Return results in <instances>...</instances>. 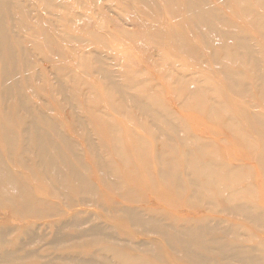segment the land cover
Masks as SVG:
<instances>
[{"label":"bare ground","instance_id":"obj_1","mask_svg":"<svg viewBox=\"0 0 264 264\" xmlns=\"http://www.w3.org/2000/svg\"><path fill=\"white\" fill-rule=\"evenodd\" d=\"M35 1L38 6L44 5L48 12L52 9L59 10L65 4L62 0ZM140 1L157 15L175 13L199 36L197 39L193 33L167 34L154 27L153 34L158 40L168 36L179 48L192 54L193 50L185 41L202 40L207 45L215 66L224 75L228 88L235 92H248L249 84L246 80L249 72L253 86L257 90H264V60L257 59L260 49L211 0H163L165 5L159 0ZM219 1L227 4L228 0ZM75 2L77 7H85L82 0ZM257 2L264 6V0ZM29 3L28 0H0V202H3L1 205L11 204L16 207L18 213L15 219L26 223L24 228L14 224L0 225V264H264V237L259 238L256 244H251L254 235L245 234L239 227L221 219L208 215L179 217L174 213H165V209L138 207L137 197L142 196L136 193L139 179L130 177L127 181L128 178H122L118 162L110 155L112 145L116 152H121L123 170L132 166L122 136L116 135L118 131L122 132V128L108 119L109 113L105 109L88 106L90 113L86 116L77 106L70 104L75 116L73 131L82 137V141L77 142L62 129L60 119L48 114L28 97L24 82L29 84L34 80L38 81L40 74L36 70L33 74L29 73L34 66V51L30 46L33 42L21 31L35 29L50 42L62 40V14L58 11L49 13L48 20L41 12L32 13ZM240 7L248 15V20L264 35V15L254 8L250 0H240ZM71 38L80 42L88 40L81 34ZM96 38L101 43L105 41L102 34H97ZM216 40L221 41L220 49L211 46L210 42ZM225 40H233L234 46L224 43ZM198 52L199 57L204 56L200 50ZM90 53L89 56L82 57L84 63L85 59L88 60L91 69L105 80L107 92L115 94L120 104H125L129 113L122 111L121 114L138 115L144 129L154 135L158 142L164 140V145L158 146L156 156L161 182L173 185L178 194V189H188L183 185L188 183L189 191L185 194V199L189 204H201L202 207L206 206L219 213L242 216L257 228H264V209L243 200L240 187L229 185L232 189H228V184H225L226 180L237 184L244 178L238 179L234 166L212 160V154L206 153L205 142L199 136L191 134L183 122L178 120L176 106L172 103L167 105L155 92L150 94L151 86L136 80L133 75H130L127 82L118 79V71L111 68L107 61L108 54L98 50H91ZM58 72L59 74H53L49 90H58L64 93L67 100L72 101V94L67 92L68 84L62 81V67ZM177 77L178 81L187 78ZM71 78L76 88L80 87L75 76L72 75ZM135 88L140 91L132 92ZM59 102L62 104V100ZM91 117L97 120L95 127L90 125ZM255 117L259 125L264 127L263 116L258 113ZM101 131L109 139L103 138ZM256 132L263 134L260 130ZM137 141L145 142L140 137H137ZM1 144L5 153L2 152ZM16 150L19 152L16 153ZM262 153L264 159V144ZM12 164L24 168L28 175L18 172ZM190 165L195 172L187 177V167ZM90 166L97 172L96 178L91 177ZM22 176L30 178L28 185L41 180L59 201H47L45 196L36 193L37 190L34 193ZM103 185L130 200V203L116 201L111 207L104 206V196L100 194L105 188ZM252 186L249 183V188ZM217 198H221L223 203L219 204ZM60 201L70 211L62 208ZM149 201L152 205L163 206L152 196ZM94 203L110 207L111 209H105L110 214L127 220L142 234L157 236L164 242L158 243L151 237L144 240H135L129 235L120 237L113 225L88 214L83 208L85 206L75 209ZM49 209L54 212L50 213ZM44 214L57 218L46 222L31 219H40ZM65 215L68 216L62 218ZM66 228L75 229L78 240L90 238L93 242L92 250L76 251L74 248L81 245L76 241V246L67 245L73 237L64 233ZM42 229V233L38 232ZM11 232H18L17 239L11 240L8 237ZM47 232L52 235L51 239L34 247V244H40V240L46 239ZM104 240L113 241V244L117 243L123 248L129 246L138 253L148 254L150 258L129 254L114 245H94ZM61 245L67 248L62 254L51 255L46 249V246L59 248ZM166 248L169 251L165 259L163 253ZM20 250L24 251V255L19 253ZM151 257L155 260L154 263H151Z\"/></svg>","mask_w":264,"mask_h":264},{"label":"rangeland","instance_id":"obj_2","mask_svg":"<svg viewBox=\"0 0 264 264\" xmlns=\"http://www.w3.org/2000/svg\"><path fill=\"white\" fill-rule=\"evenodd\" d=\"M62 1L65 2L64 7L59 10L52 9L48 12L45 10L44 5L38 6L35 0H28L32 7H29V10L32 13L41 12L45 14L48 20L49 13L58 11L62 14V40L50 42L35 29L21 31L27 39L33 42L30 46L34 51L32 56L34 66L29 73L33 74L36 70L40 74L38 81L34 80L29 84L24 82L28 97L48 114L60 119L62 129L68 132L77 142L82 141V137L73 131L74 126L72 124L75 116L71 105L77 106L86 116H89L90 113L88 106L105 109L104 111L110 114V116L108 114V119L122 128V132L118 131L116 135L120 134L122 136L125 151L132 166L123 170L121 152H116L112 145L110 146V155L118 162L119 173L122 178H128L127 181L130 177L139 179L136 193L142 196L137 197L136 205L138 207L143 209H165V213H174L179 217L180 215L198 217L208 215L209 217L221 219L239 227L245 234L254 235L255 238L251 244H256L259 238L264 237V228H257L242 216L224 212L219 213L207 209L206 206L202 207L201 204H189L185 199V194L189 191L188 183L183 184L188 189H178V194L173 185L170 186V184L161 182L160 168L157 165L156 156L158 155V146L164 145V140L158 142L154 135L144 129L138 115L121 114L122 111L129 113L125 108V104H120L115 94H111L110 91L107 92L105 80L100 78L94 72V69H91L88 60L85 59L84 63L82 57L89 56L91 50L108 54L107 61L111 64V68L118 71V79L127 82L131 78L130 75H133L136 80H141L151 86L150 94L155 92V95L166 102L167 105L174 104L178 111V120L180 119L183 122L191 134L199 136L205 142L207 151L205 152L212 154V160L216 163L226 162L230 167L234 166V172L239 176L238 179L244 178L242 182L237 184L226 180L227 188L232 189L229 185L240 187V193L244 197H242L243 200L252 202L263 209L264 159L262 152L264 127L255 120V115L259 113L264 118V90H257L253 86L249 72H247L246 80L249 84L248 92H235L228 88L224 75L218 70V66H215L216 64L210 56L207 45L202 40H197V37H199L197 33L190 30V26L188 25V27L183 23L181 17L175 13L157 15L140 0H82L85 3L84 8L77 7V2H75L77 0ZM159 1L165 5L163 0ZM211 1L215 3L226 18L235 23L239 30H243L245 34L252 38V41L260 49L257 53V59L264 60V35L248 20V15L240 7V0H228L227 4L219 0ZM250 2L258 12L264 15L263 5L259 4L257 0H250ZM18 15L21 16L19 13ZM154 27L167 34L178 32L183 35H192L193 33L197 39L188 40L185 43L190 46L194 54L179 48L168 36L163 40H158L153 34ZM80 34L86 36L88 40L80 42L71 38ZM97 34H102L106 42L101 43L96 38ZM210 43H212L211 46L221 48V41L219 40ZM224 43L234 46L233 40H225ZM199 50L204 56L199 57L197 55ZM93 65L97 64L93 63ZM61 67L62 81L68 84L67 92L72 94V101L71 99L67 100L64 93L58 90L54 89L53 92L49 90L51 88L49 82H53V74H59L58 70ZM72 75L80 82V87L76 88V85L73 84ZM177 76L187 78L178 81ZM139 91L138 88L132 90L135 93ZM60 100H62V104L59 102ZM89 122L90 125L95 127L97 120H93L91 117ZM255 129L260 130L263 134L256 132ZM100 134L103 138L109 139L104 136L103 131ZM137 137L142 138L145 142L139 143ZM108 141L110 143V140ZM1 146L3 149L2 144ZM2 152L5 153V150L3 149ZM15 152L18 153L19 151L16 150ZM12 165L18 172L28 175L24 168L15 164ZM187 168L189 169L187 177H189V174L195 171L191 165ZM90 175L92 178L97 177V172L93 170L92 166H90ZM26 176L22 177L27 183L30 178L27 179ZM249 183L253 184L251 188H249ZM127 185L129 184L127 183ZM130 185L132 184L130 183ZM28 187L34 193V190H37L36 193L39 196H45L47 201L51 200L56 203L59 201L51 194L49 186L41 180L34 181L33 185L30 182ZM103 187L105 188H103V192L100 191V194L104 196V206L111 207L116 201L124 204L130 203V200L113 192L105 185ZM151 196L163 206L152 205L149 201ZM217 202L222 204L223 200L217 198ZM1 203L3 202H0V225L14 224L18 225L19 228L26 227L24 220L17 221L15 219L18 213L16 207L11 204L1 205ZM60 204L62 208L67 209L63 201H60ZM82 207L86 209L88 214H93L99 217L100 220L113 225L120 237L129 235L135 240H144L151 237L158 243L164 242L157 236L142 234L134 229L127 220L116 214H110L111 212L105 210L111 209L110 207L105 208L94 203L78 206L75 209ZM67 210L70 211L69 208ZM49 211H51L50 213L54 212L52 209H49ZM1 212H7V214ZM44 212H46V209ZM67 216H62V218ZM83 216L85 217V213ZM56 218V216L51 217L44 214L40 219H31L46 222ZM38 232L42 233L43 229L38 230ZM64 233L73 237L67 245L76 246L75 241L81 244L74 248L76 251L92 250L93 242L90 238L76 239V230L73 228H66ZM17 234L18 232H11L8 237L15 240ZM47 234L46 239L40 240L38 242L40 244H34V247L37 248L45 240L51 239L52 235L49 232ZM104 244L114 245L119 249H124L129 254L142 255L145 259L150 258L148 254L138 253L129 246L120 247L117 243L113 244V241L104 240L94 245L101 247ZM46 249L51 255L62 254L67 250L62 245L59 248L46 246ZM167 251L169 250L166 248L163 253L165 259L168 255ZM19 253L24 255V251L20 250ZM151 259V263H154L155 260L152 257Z\"/></svg>","mask_w":264,"mask_h":264}]
</instances>
